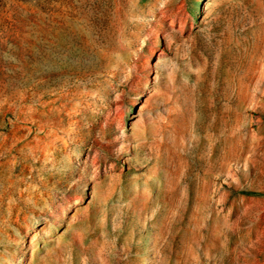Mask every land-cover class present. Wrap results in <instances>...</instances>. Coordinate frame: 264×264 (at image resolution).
Masks as SVG:
<instances>
[{
	"label": "rangeland",
	"instance_id": "1",
	"mask_svg": "<svg viewBox=\"0 0 264 264\" xmlns=\"http://www.w3.org/2000/svg\"><path fill=\"white\" fill-rule=\"evenodd\" d=\"M0 264H264V0H0Z\"/></svg>",
	"mask_w": 264,
	"mask_h": 264
}]
</instances>
